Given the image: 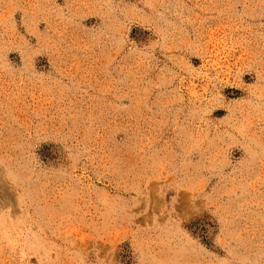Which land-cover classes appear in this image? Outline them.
Returning a JSON list of instances; mask_svg holds the SVG:
<instances>
[{
  "label": "rangeland",
  "instance_id": "1",
  "mask_svg": "<svg viewBox=\"0 0 264 264\" xmlns=\"http://www.w3.org/2000/svg\"><path fill=\"white\" fill-rule=\"evenodd\" d=\"M0 264H264V0H0Z\"/></svg>",
  "mask_w": 264,
  "mask_h": 264
}]
</instances>
